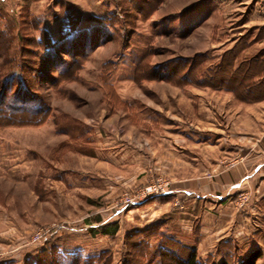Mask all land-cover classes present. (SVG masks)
<instances>
[{"label":"rangeland","instance_id":"374dc122","mask_svg":"<svg viewBox=\"0 0 264 264\" xmlns=\"http://www.w3.org/2000/svg\"><path fill=\"white\" fill-rule=\"evenodd\" d=\"M183 1L0 2V264H264L260 179L206 187L246 154L214 74L246 0ZM13 98L38 113L8 115ZM209 222L222 254L198 246Z\"/></svg>","mask_w":264,"mask_h":264},{"label":"crops","instance_id":"0c3cea01","mask_svg":"<svg viewBox=\"0 0 264 264\" xmlns=\"http://www.w3.org/2000/svg\"><path fill=\"white\" fill-rule=\"evenodd\" d=\"M194 1L199 0H186L180 6ZM238 4L240 7L244 6V11L235 14L240 18L230 29L235 37L229 40L230 45L226 49L229 53L228 58H223L226 55L223 51L220 62L227 60L228 78L232 86L228 94L236 101L228 106V110L234 113L242 112L235 114L236 121L229 127L231 135L228 142L234 148L231 154L236 156L243 150L246 154L235 158L239 159L237 163L229 170L221 172L220 177H215L211 183L206 181L208 197H217L220 201L239 191L243 186L247 188L248 185H252L254 178L260 179L256 192L264 186V0L239 1ZM238 95H248L250 99L238 102ZM230 189L231 192L228 194ZM98 221L102 222V219ZM230 222L232 221H224L223 224L226 225H222V228L225 230V226L231 224ZM185 223L183 225L188 229L186 235L194 236L191 227L187 228ZM208 224L205 228L201 225L199 230L198 246L207 245L202 255H215L219 252L222 254L220 242L224 237L220 236L221 230L217 228L211 231L210 222ZM209 239H213L214 242L211 244Z\"/></svg>","mask_w":264,"mask_h":264},{"label":"trees","instance_id":"16d2710c","mask_svg":"<svg viewBox=\"0 0 264 264\" xmlns=\"http://www.w3.org/2000/svg\"><path fill=\"white\" fill-rule=\"evenodd\" d=\"M222 67H220V70L215 72L214 74L216 75L215 76V79H219V78H223L222 75H226V72H228V63H227V60H223L222 61ZM228 75V74H227ZM229 80V78H228ZM232 87V86H230ZM229 87V88H230ZM239 96V95H238ZM237 96V97H238ZM240 97H244V99H240L242 101H247L249 100L250 98H248L249 96L248 95H240L238 97V99ZM10 106L11 107H14V109L10 108L8 109L9 111H7L8 115L9 113L12 115L13 113L14 114H27V113H32L33 115H36L38 112L36 110L34 111H30V105L33 103L30 102V100H27V99H24V98H13L10 100L9 102ZM29 107V108H28ZM1 112H6V110H4V108H0V113ZM7 115V116H8ZM6 116V117H7ZM140 243V245L143 247L145 244L142 243L141 241H138ZM147 246L145 245V248ZM164 255L163 253L159 254L158 253V260H157V263L158 264H164L166 262V260L168 259V263H172V264H203L201 262L198 261L197 257H196V254H195V251L192 250V251H189V253L185 256H174L172 258V260L170 258H168L167 256H162ZM170 257V256H169ZM172 257V256H171ZM71 258V259H70ZM261 258V252L258 251V250H255V251H252L250 252L243 260H241L240 262H238V264H256V261L259 260ZM166 259V260H165ZM66 261H63V263H66V264H93L94 263V260L93 259H87L85 261H79L77 258H74V257H68L65 258ZM219 264H230L228 263V261L226 260H222Z\"/></svg>","mask_w":264,"mask_h":264},{"label":"built area","instance_id":"2783aa9c","mask_svg":"<svg viewBox=\"0 0 264 264\" xmlns=\"http://www.w3.org/2000/svg\"><path fill=\"white\" fill-rule=\"evenodd\" d=\"M4 0H0V2H3Z\"/></svg>","mask_w":264,"mask_h":264}]
</instances>
